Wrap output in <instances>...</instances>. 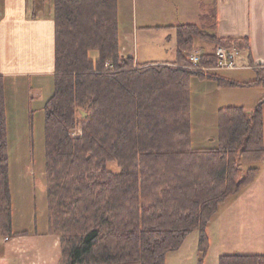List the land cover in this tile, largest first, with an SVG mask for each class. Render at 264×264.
<instances>
[{
	"label": "trees",
	"instance_id": "trees-1",
	"mask_svg": "<svg viewBox=\"0 0 264 264\" xmlns=\"http://www.w3.org/2000/svg\"><path fill=\"white\" fill-rule=\"evenodd\" d=\"M53 9L55 91L44 112L49 233L61 237L62 261L166 264L195 231L206 256L207 228L221 205L260 173L264 121L261 105L252 114L223 107L217 146L194 148L192 79L221 88L264 87V66L253 65L248 39L218 36L212 17L209 25L176 27L175 63L136 64L120 54L118 0H53ZM197 40L212 50L194 68L189 57ZM219 47L245 55L256 77L240 82L204 70L215 67ZM91 51L98 52L96 61ZM109 60L113 70L105 68ZM5 82L0 74V235L16 238ZM219 264H264V254L223 255Z\"/></svg>",
	"mask_w": 264,
	"mask_h": 264
},
{
	"label": "rangeland",
	"instance_id": "rangeland-1",
	"mask_svg": "<svg viewBox=\"0 0 264 264\" xmlns=\"http://www.w3.org/2000/svg\"><path fill=\"white\" fill-rule=\"evenodd\" d=\"M47 2L53 3L52 0H47ZM118 4L121 45L125 43L129 45L127 53L131 57L140 62L145 60L175 61L177 59L176 33L170 40L168 37L171 33L166 30L163 32L155 30L149 33L142 30L140 0H119ZM127 32L130 33V40L124 42ZM198 50L199 52L194 53L201 55L203 52L211 51L212 46L197 40L195 51ZM98 57L97 51L90 52L92 60L96 61ZM239 60L238 67L234 70L211 71L221 72L222 75L236 80L254 79L256 77L254 69L244 66L242 60L240 58ZM135 68H137L136 65ZM26 83L27 80L12 83L10 79L5 82L13 208L12 233L16 235L17 242L13 243V237H6L8 234L0 235V259L4 258L8 248H13L12 251L26 262L31 261L32 263L34 260L35 264H66L61 256V237L49 233L50 185L47 175L44 108L55 91L54 76L50 82L43 81L40 91L35 89L38 84L36 79L32 81L33 87L31 88L33 89L25 86ZM38 93L39 96H37ZM260 96L263 98L259 99ZM190 99L193 125L192 146L194 148L217 146L219 110L223 107H244L252 114L261 105L264 121V87L221 88L215 81L193 78ZM110 101L117 103L115 99ZM85 117H87V112L84 110L83 118ZM76 131L75 134H80L82 128ZM111 166L112 170H115L114 164ZM247 168L248 165H243L241 175L245 174ZM261 183L264 186V175ZM256 198L257 195H239L228 199L221 205L218 214L207 228L209 245L206 256H203L199 249L200 232L195 231L186 239L179 251L167 256L166 264H219L223 255L244 252L242 251L244 247L238 237L239 225L240 228L243 224L246 227L247 218L252 217V210L256 208L259 212L258 216L264 221V207L258 203ZM262 198L264 200V195ZM19 243L21 246L28 245L29 248H18L16 245ZM251 252L264 254V248ZM11 259H13L11 264H20L15 257Z\"/></svg>",
	"mask_w": 264,
	"mask_h": 264
},
{
	"label": "crops",
	"instance_id": "crops-1",
	"mask_svg": "<svg viewBox=\"0 0 264 264\" xmlns=\"http://www.w3.org/2000/svg\"><path fill=\"white\" fill-rule=\"evenodd\" d=\"M52 4L48 3L47 0H2L0 74L5 77V80L10 79L12 83L27 80L25 86L31 88L33 87V79H36L38 84L36 85L37 88H34L40 91L43 81L48 80L50 82L54 76L55 21ZM140 9L142 10L140 15L142 30L147 33L155 30L159 32L166 30L171 33L168 37L170 40L174 38V33H176V56H178L176 27L184 24L198 26L203 23L208 24L210 23L209 19L215 17L217 23L215 33L220 37L247 38L253 56V65L264 66V0H140ZM129 40L130 33L127 32L124 36V42ZM120 46V54L124 57H131L127 53L129 45L126 43L121 45V33ZM194 52H199V50ZM240 55L244 66L250 67L245 55L241 53ZM176 61L177 59L175 61L145 60L140 62V60L135 59L136 64H173ZM237 81L247 82L238 79ZM8 87H11L10 84ZM39 95L38 93L37 96ZM262 98L263 96L259 97V99ZM262 174L264 175V163L261 165L256 181L239 195H257L258 203L264 207ZM258 214L257 208L253 209L252 217L247 218L248 225L245 227L243 224L242 228L239 225L238 237L239 242L244 247L242 248L244 252L237 253L255 255L260 253L251 251L264 248V221ZM256 239L261 240L257 241ZM16 240L13 238V243H16ZM16 246L29 248L28 245L21 246V243ZM12 249L8 248L6 255L2 258L8 264L12 263L11 257L18 259L20 264L36 263L34 260L32 263L22 260Z\"/></svg>",
	"mask_w": 264,
	"mask_h": 264
},
{
	"label": "built area",
	"instance_id": "built-area-1",
	"mask_svg": "<svg viewBox=\"0 0 264 264\" xmlns=\"http://www.w3.org/2000/svg\"><path fill=\"white\" fill-rule=\"evenodd\" d=\"M240 51L228 50L224 47H219L216 50V58L217 62L215 67L212 68H204V70H217V71H226V70H234L238 67L239 58H241ZM190 62L192 63L193 67H198L200 63V55L192 54L190 56ZM107 70H113L114 66L111 61H108L105 65Z\"/></svg>",
	"mask_w": 264,
	"mask_h": 264
}]
</instances>
